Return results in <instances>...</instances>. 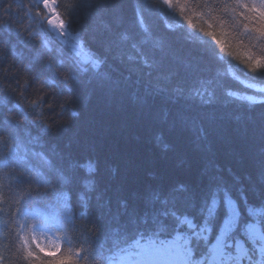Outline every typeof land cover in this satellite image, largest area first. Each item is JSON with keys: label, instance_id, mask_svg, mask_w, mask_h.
Segmentation results:
<instances>
[{"label": "trees", "instance_id": "16d2710c", "mask_svg": "<svg viewBox=\"0 0 264 264\" xmlns=\"http://www.w3.org/2000/svg\"><path fill=\"white\" fill-rule=\"evenodd\" d=\"M46 1L97 66L56 40ZM193 10L264 45V0H0V264H109L177 234L207 262L230 201L231 240L259 259L264 102L234 98L258 94L231 70L264 85V62L225 54Z\"/></svg>", "mask_w": 264, "mask_h": 264}, {"label": "rangeland", "instance_id": "374dc122", "mask_svg": "<svg viewBox=\"0 0 264 264\" xmlns=\"http://www.w3.org/2000/svg\"><path fill=\"white\" fill-rule=\"evenodd\" d=\"M42 2V0H39ZM46 8L50 10V19L52 23L50 25V31L55 33L56 37L59 38L65 44H69L71 39L77 44L76 52L80 53L81 58L79 60L83 63L92 60L90 54L84 52L83 47L78 39L75 38L67 32L65 24L61 23L59 19L56 8H54L55 3L46 1ZM67 33L63 35V33ZM95 66L98 65L97 62L92 60ZM232 76L240 79L243 84L250 89L257 92L258 95L244 94L239 92H232L234 98H238L245 101H251L254 103L264 102V85L257 84L249 81L248 79H243L236 70H231ZM229 214L227 222L225 223L223 232L220 234L218 241L212 246V255L207 262H196L192 260L189 249H187L188 240L179 234L175 241H169L164 243H144L137 244V249L131 251L125 256L120 257L116 262H109V264H230V259L226 257V249L234 248V262L232 264H243V260L247 257V248L241 241L232 242L231 234L236 229V222L238 218V213H236L235 202H229ZM188 226L194 228L189 220H186ZM249 235L257 238L261 242V247L259 248V259L255 264H264V235H262L259 225L253 224L252 227L248 229ZM123 262V263H122Z\"/></svg>", "mask_w": 264, "mask_h": 264}, {"label": "clouds", "instance_id": "9594fccd", "mask_svg": "<svg viewBox=\"0 0 264 264\" xmlns=\"http://www.w3.org/2000/svg\"><path fill=\"white\" fill-rule=\"evenodd\" d=\"M227 8H231V4H228ZM184 19L190 27L200 29L225 54H230L237 60L259 57L264 62V45L261 46L260 51L254 50L252 41L255 40L256 33L251 30H245L243 23H237L229 17L221 19L220 16L205 19L201 14L196 13L195 10L185 16ZM28 242L33 250H35L36 243L40 242L39 237L36 238V243H33L31 238H29ZM44 243L46 245L47 242L45 241ZM61 247L63 246L61 245ZM19 251L20 249H17V252ZM53 253L54 255H58L54 249ZM21 259H23L24 264H29L26 256L21 257Z\"/></svg>", "mask_w": 264, "mask_h": 264}, {"label": "built area", "instance_id": "2783aa9c", "mask_svg": "<svg viewBox=\"0 0 264 264\" xmlns=\"http://www.w3.org/2000/svg\"><path fill=\"white\" fill-rule=\"evenodd\" d=\"M64 35H65V33H64ZM70 46H71V49H72V51L73 52H75L76 51V48H77V46L76 45H74V44H72V43H70ZM76 53V52H75Z\"/></svg>", "mask_w": 264, "mask_h": 264}, {"label": "bare ground", "instance_id": "6f19581e", "mask_svg": "<svg viewBox=\"0 0 264 264\" xmlns=\"http://www.w3.org/2000/svg\"><path fill=\"white\" fill-rule=\"evenodd\" d=\"M51 2V1H50ZM53 3V2H52ZM55 3V2H54ZM56 7V3H55V5H54V8ZM56 11H57V8H56ZM49 13H50V11H49ZM58 13V12H57ZM123 263V262H122Z\"/></svg>", "mask_w": 264, "mask_h": 264}]
</instances>
